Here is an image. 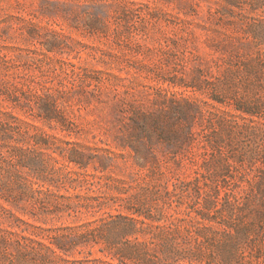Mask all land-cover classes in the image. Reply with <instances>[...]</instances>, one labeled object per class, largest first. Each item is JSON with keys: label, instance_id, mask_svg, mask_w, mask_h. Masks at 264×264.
<instances>
[{"label": "rangeland", "instance_id": "374dc122", "mask_svg": "<svg viewBox=\"0 0 264 264\" xmlns=\"http://www.w3.org/2000/svg\"><path fill=\"white\" fill-rule=\"evenodd\" d=\"M259 22L264 0H0V264H42L37 252L51 236L86 230L116 207L127 213L124 197L158 205L156 225L218 200L247 232L237 238L219 218L206 221L213 240L202 264H264V41L251 35ZM48 95L64 125L45 117ZM170 101L193 104L192 142H154L137 161L120 146L124 125ZM39 136L79 143L95 176L73 164L70 173L51 149L31 151ZM51 153L65 183L35 204L21 183L38 180L20 162ZM97 195L111 206L87 208ZM59 201L75 210L57 211ZM104 246L80 245L69 259L117 264Z\"/></svg>", "mask_w": 264, "mask_h": 264}, {"label": "trees", "instance_id": "16d2710c", "mask_svg": "<svg viewBox=\"0 0 264 264\" xmlns=\"http://www.w3.org/2000/svg\"><path fill=\"white\" fill-rule=\"evenodd\" d=\"M257 25L258 29L251 31V35L257 41L256 46H259V42L264 41V23L259 22ZM246 45L250 47L251 43ZM47 97L48 100L44 102L47 111L45 117L49 120H58L64 125L66 121L58 114L56 100L52 96ZM164 104L167 103L164 102ZM193 107V104L188 102L170 101L163 109L152 112L137 110L130 118V122L124 125L127 137L120 146L131 147L138 161L152 154L151 148L154 142L166 145L190 144L193 139L190 125ZM32 146L34 149L32 148L31 151H36V147L40 146L58 153L65 159L61 167L70 168V173H74L70 166L73 164L83 170L85 175L95 176L88 173L86 169L91 161H86L79 143L66 141V146L63 147L56 145L46 136H39L36 137ZM14 159L15 157L12 160ZM48 159L51 160L48 161ZM22 160L20 166L30 167L34 178L38 180L21 183L22 192H30L35 204L40 205L46 195L53 192L52 187L57 186L55 184L65 183L64 177L57 171L60 167L55 165L59 163V159L52 153L47 157L37 154ZM50 161H54L51 166ZM101 164L102 167H97L96 171H102L108 167L103 161ZM140 166L144 167L145 164L142 163ZM88 183H90L89 189L97 193L98 190L93 188L94 181L89 180ZM34 184L38 186L34 187ZM172 195L173 191L168 190V200L171 201ZM99 198V195L92 197L86 207L99 211L104 206H111L110 200ZM130 198L124 197L127 201L129 200V203L124 206L127 213L116 207L118 213L108 212L107 216H102L95 221H87L83 225L86 230H73L65 235L51 236L49 245L41 243L47 247V251L37 252V257L42 264H114L102 258L69 259V252L80 245L104 243L105 246L101 251L106 252L105 255L111 260H116L117 264H202L211 255L208 244L210 240H213L205 232L209 227L206 221L212 222L219 218L226 234L237 238L240 235L246 236V228L237 229L222 216L224 207L217 206L218 200L212 201L206 198L204 201H198L193 207L186 208V216L183 218L176 216L178 220L176 224L168 222L156 225L154 221L163 218L157 217L161 216L162 209L153 204L134 205ZM112 202L115 204L117 201ZM55 208L57 211L75 210L74 207L60 201L56 203Z\"/></svg>", "mask_w": 264, "mask_h": 264}]
</instances>
